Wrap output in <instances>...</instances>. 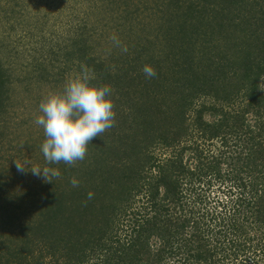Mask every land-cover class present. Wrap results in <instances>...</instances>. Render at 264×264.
I'll return each mask as SVG.
<instances>
[{
    "label": "trees",
    "instance_id": "1",
    "mask_svg": "<svg viewBox=\"0 0 264 264\" xmlns=\"http://www.w3.org/2000/svg\"><path fill=\"white\" fill-rule=\"evenodd\" d=\"M27 1L0 0L1 26L15 30L18 18L32 35ZM86 1L87 17L66 20L58 46L42 42L24 79L49 83L51 72L86 65L91 83L112 89L114 126L74 166L42 161L60 176L21 209L30 218L17 233H0V264H264V0ZM143 17L149 35L136 32ZM107 27L125 54L112 39L105 58L96 51ZM10 44L0 39L1 143L11 84L24 82L8 66ZM237 94L240 107L222 104ZM155 142L176 152L161 159L149 149ZM188 149L193 166L183 161ZM142 189L150 209H128ZM9 215L0 194V227Z\"/></svg>",
    "mask_w": 264,
    "mask_h": 264
},
{
    "label": "rangeland",
    "instance_id": "2",
    "mask_svg": "<svg viewBox=\"0 0 264 264\" xmlns=\"http://www.w3.org/2000/svg\"><path fill=\"white\" fill-rule=\"evenodd\" d=\"M37 2L39 3L40 12L39 17L33 15V10L36 9ZM87 1L82 0H30L27 1L26 13L27 19L30 23H33L31 32L25 33L26 25L20 26L21 23L15 22V30H8L1 26L0 23V39H4V41L10 42V48H13L9 51L11 55V62H8V66L13 69L14 79L18 77L19 79H24L26 76V72L31 68L30 59L33 55H37L36 48L43 44L42 42L55 44L58 46L57 42L66 34L64 24L66 20L71 21L72 25H74L77 21H82L84 18L82 16H86L85 6L87 5ZM33 3V4H32ZM36 4V5H35ZM38 16V15H37ZM2 18V16H1ZM86 19L89 23L94 21L93 16L88 17ZM30 19V20H29ZM141 23H139V30L136 29L137 33H145L142 31L143 23H147L151 25L153 22L148 18H140ZM108 28V27H107ZM108 28L101 34L100 44L97 46L96 51L100 54L102 58L106 57L107 54V44H112V30ZM104 30V29H103ZM114 31V30H113ZM148 35L150 32H146ZM153 33H151V36ZM109 39V40H107ZM109 41V42H108ZM105 42L107 44L103 45ZM102 44V45H101ZM114 45V44H113ZM57 46H54L56 48ZM102 46H104L102 48ZM116 50L119 54H122V47H116ZM106 49V51H104ZM125 54V52H124ZM57 65L59 63H55L52 67L51 71L55 72L57 69ZM80 71L79 69H67L61 75H52L50 77L49 83H41L32 81L29 79L30 83H26V79L23 81L14 80L11 84L10 93L12 96L11 101L12 104L8 108L7 117L5 120L6 130L8 132L6 143L0 142V155L3 156L0 159V177L3 180L4 184L0 187L1 194V203L5 207L7 214L10 213L9 216H13V220H9L8 223H3L0 227V233H4V231H15L18 232V228L20 223L25 222L30 217L26 214L25 211L23 214L21 213V209H27L25 205H29L32 201L37 199L39 193H42L45 189H49V182H44L42 179L32 175L30 171L26 173H20L16 169L15 161H19L24 163L26 167L31 168L34 165H39L44 167L42 161H45L43 153L41 151V145L45 139L43 129L35 123V119L40 115L39 105L43 99L49 93L53 92H61L64 88L66 81ZM262 86H264V82H262ZM233 98V97H232ZM209 102H212V99H207ZM228 102H222L226 108L231 105L240 107V104L244 102L243 98L240 95H234V101L230 103L231 98L227 100ZM221 103V101H220ZM207 119H213V117L218 118V115L213 116L209 113L205 114ZM248 118H252V113L247 115ZM183 124L185 126L191 127V118H185ZM173 120H178V117H174ZM188 124V125H187ZM188 126V127H189ZM189 136L186 138V141H189ZM197 140L200 143L201 148H205L204 145H208V142L204 143L197 137V134L193 135V142ZM192 141V140H191ZM185 143V142H183ZM181 143L178 147L183 145ZM210 149L213 152H216L217 146H220V142L218 140H213L210 142ZM193 147L190 148L193 150ZM153 153H155L159 158L166 159L171 156L174 152H176L175 146H166L161 147L157 142H155L149 148ZM194 151V150H193ZM191 150H186L183 152V161H186V165L193 166L191 161H189V156L191 155ZM194 163V162H193ZM150 169L146 170L143 173L148 175ZM51 179V177H50ZM53 180V179H52ZM146 183H149V180H146ZM186 181V180H184ZM47 187V188H46ZM148 186H145L143 189H147ZM143 189L140 193L132 192L133 199L132 202L128 203V209H138L142 212H147V206L143 203L144 198L139 199V197L143 196ZM136 194V195H135ZM139 199V200H138ZM8 205V206H7ZM28 207V206H27ZM5 214V213H4ZM46 259H49L47 257Z\"/></svg>",
    "mask_w": 264,
    "mask_h": 264
},
{
    "label": "clouds",
    "instance_id": "3",
    "mask_svg": "<svg viewBox=\"0 0 264 264\" xmlns=\"http://www.w3.org/2000/svg\"><path fill=\"white\" fill-rule=\"evenodd\" d=\"M116 47H122L119 40L112 37ZM147 78L156 76L155 69L144 65L142 69ZM95 79L92 71L81 65V71L68 79L61 92L49 93L39 105L40 115L35 123L43 129L45 139L41 151L47 164H60L63 162L74 166L83 161L87 154L88 145L96 137L114 126L115 111L111 99L112 89L107 86H97L91 83ZM16 169L20 173L30 171L32 175L50 182V177H59L60 172L48 166L34 165L31 168L24 163L15 161ZM70 184L73 188L79 186V181L72 177ZM88 193V199L93 198Z\"/></svg>",
    "mask_w": 264,
    "mask_h": 264
}]
</instances>
